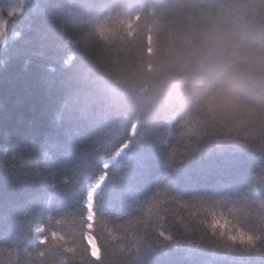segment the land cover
<instances>
[{"label":"trees","instance_id":"obj_1","mask_svg":"<svg viewBox=\"0 0 264 264\" xmlns=\"http://www.w3.org/2000/svg\"><path fill=\"white\" fill-rule=\"evenodd\" d=\"M234 40H264V0H26L5 14L0 264H92L99 250L100 264H264L228 239L264 235L257 101L237 91L202 110L190 87L217 78L208 53ZM152 43L184 56L162 90Z\"/></svg>","mask_w":264,"mask_h":264},{"label":"clouds","instance_id":"obj_2","mask_svg":"<svg viewBox=\"0 0 264 264\" xmlns=\"http://www.w3.org/2000/svg\"><path fill=\"white\" fill-rule=\"evenodd\" d=\"M124 21L121 31H126ZM145 67L157 81V89L162 90L172 77L174 70L184 63L183 53L160 43H152L143 49ZM209 57L220 61L215 80L205 79L190 87L198 88V100L202 110L218 97L234 92H243L257 101L251 112L264 114V40L249 43L243 40L221 42L213 45ZM213 227L222 228L224 224L213 222Z\"/></svg>","mask_w":264,"mask_h":264},{"label":"snow or ice","instance_id":"obj_3","mask_svg":"<svg viewBox=\"0 0 264 264\" xmlns=\"http://www.w3.org/2000/svg\"><path fill=\"white\" fill-rule=\"evenodd\" d=\"M2 24H3V22L0 21V25H2ZM248 111L251 112V110H248ZM259 117H260L261 122H262L261 136H262V138H264V114L259 115ZM105 178L106 177L104 175V177L101 180V182L96 186V190L98 188H100V186L103 183V180ZM93 201H94V199H93ZM213 222H216V221H213ZM221 234L223 235V233H221ZM161 237L164 240H169L170 239V237L168 235H166V234L161 235ZM228 239L230 241H232L233 243H235L237 241V239H239V242H240L241 245H246V247L241 249V250H244V251H261V250H264V235H261V236L246 235L244 232H241V231L238 230L236 235H229ZM45 243H46V241L43 239L42 242H41V245H44ZM258 245H261V246H258ZM96 246L98 248L97 244H96ZM101 260H102V255L100 253V250H99V255L97 257H95V258L91 257L92 264H100Z\"/></svg>","mask_w":264,"mask_h":264},{"label":"rangeland","instance_id":"obj_4","mask_svg":"<svg viewBox=\"0 0 264 264\" xmlns=\"http://www.w3.org/2000/svg\"><path fill=\"white\" fill-rule=\"evenodd\" d=\"M26 0H0V21L3 22L2 25H0V42L3 39V30H4V15H9L12 13H17L18 11H20V9L22 8V5L24 4ZM134 133V128L131 130V134ZM121 153H119V155H117L115 158H111V160H115L118 156H120L124 150V148H121ZM110 160V161H111ZM106 164V167L109 165V161L108 162H104ZM100 183V180H97L94 184L91 185V187H93L96 190V186ZM94 190V191H95ZM90 197H88V203H89V207H90V202H89Z\"/></svg>","mask_w":264,"mask_h":264},{"label":"bare ground","instance_id":"obj_5","mask_svg":"<svg viewBox=\"0 0 264 264\" xmlns=\"http://www.w3.org/2000/svg\"><path fill=\"white\" fill-rule=\"evenodd\" d=\"M119 153H121V150L116 151L115 154H114V156H113V158H115L117 155H119ZM105 165H106V164H104L103 166H105ZM94 190H95V189H94L93 187L90 186V187L88 188V190H87V196H88V197H91V196L93 195ZM86 206L89 207V203H88V202H86ZM86 240H87L88 245H89L90 248H91V253H92L93 255H96V251H95V246H94L93 240L90 238L89 235L86 236Z\"/></svg>","mask_w":264,"mask_h":264}]
</instances>
